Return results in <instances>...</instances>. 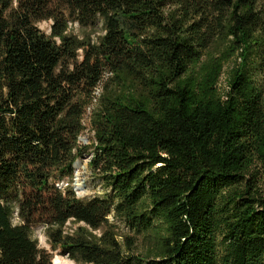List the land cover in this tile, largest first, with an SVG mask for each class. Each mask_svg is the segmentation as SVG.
<instances>
[{
	"label": "trees",
	"instance_id": "1",
	"mask_svg": "<svg viewBox=\"0 0 264 264\" xmlns=\"http://www.w3.org/2000/svg\"><path fill=\"white\" fill-rule=\"evenodd\" d=\"M38 227L77 264H264L260 0H0V264H53Z\"/></svg>",
	"mask_w": 264,
	"mask_h": 264
},
{
	"label": "rangeland",
	"instance_id": "2",
	"mask_svg": "<svg viewBox=\"0 0 264 264\" xmlns=\"http://www.w3.org/2000/svg\"><path fill=\"white\" fill-rule=\"evenodd\" d=\"M261 4H264V0H260ZM40 29L44 30L45 32H49V22H41L39 24ZM75 32H79V27L76 26ZM109 76L106 74V77ZM104 84V81L100 84L98 89L96 90V94H98L102 86ZM219 88L223 89L226 84H225V76L222 75L219 79L218 83ZM89 115L90 111L87 112L84 118V125H85V130L82 132L80 135V143L83 145H88L92 140H93V133L90 129V123H89ZM90 160V155L86 154L84 157L79 158L77 160V164H74V180H73V188L78 194V196L85 197L87 195H94V193H99V187L96 186L95 184H90L88 182V162ZM123 232H127L126 228H122ZM34 237L38 240L39 246L43 247L47 250H49L52 253V263L54 264V259L56 256H59L63 258L64 261H66L68 264H77L73 260H71L68 256L62 255L59 253L58 250H51V247L49 243L47 242V238L42 232V227H38L35 229L34 232Z\"/></svg>",
	"mask_w": 264,
	"mask_h": 264
},
{
	"label": "bare ground",
	"instance_id": "3",
	"mask_svg": "<svg viewBox=\"0 0 264 264\" xmlns=\"http://www.w3.org/2000/svg\"><path fill=\"white\" fill-rule=\"evenodd\" d=\"M54 264H68L66 261L63 260V258L56 256L54 259Z\"/></svg>",
	"mask_w": 264,
	"mask_h": 264
},
{
	"label": "water",
	"instance_id": "4",
	"mask_svg": "<svg viewBox=\"0 0 264 264\" xmlns=\"http://www.w3.org/2000/svg\"><path fill=\"white\" fill-rule=\"evenodd\" d=\"M78 162L76 161L75 164H77Z\"/></svg>",
	"mask_w": 264,
	"mask_h": 264
}]
</instances>
